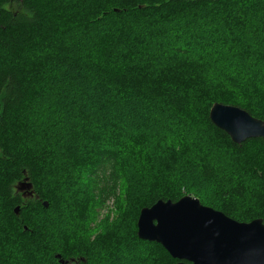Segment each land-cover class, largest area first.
<instances>
[{
	"label": "trees",
	"instance_id": "obj_1",
	"mask_svg": "<svg viewBox=\"0 0 264 264\" xmlns=\"http://www.w3.org/2000/svg\"><path fill=\"white\" fill-rule=\"evenodd\" d=\"M215 102L264 121V0H0V264H176L137 218L186 193L264 222V139Z\"/></svg>",
	"mask_w": 264,
	"mask_h": 264
},
{
	"label": "water",
	"instance_id": "obj_2",
	"mask_svg": "<svg viewBox=\"0 0 264 264\" xmlns=\"http://www.w3.org/2000/svg\"><path fill=\"white\" fill-rule=\"evenodd\" d=\"M209 119L234 143L248 138L264 139V121L240 107L215 102L209 109ZM16 188L26 191L24 195L34 193L28 177L20 180ZM43 204L47 206L48 202L43 201ZM14 213H19V206L14 208ZM137 236L162 245L178 260L176 264H264V222L261 218L237 221L190 195L176 201L160 199L141 208ZM56 257L61 264L70 262L59 254Z\"/></svg>",
	"mask_w": 264,
	"mask_h": 264
},
{
	"label": "rangeland",
	"instance_id": "obj_3",
	"mask_svg": "<svg viewBox=\"0 0 264 264\" xmlns=\"http://www.w3.org/2000/svg\"><path fill=\"white\" fill-rule=\"evenodd\" d=\"M217 160V159H216ZM224 161H226L225 159H224V157H223V159L220 161V163H223ZM237 166L238 165H240V164H236ZM224 171H225V175L227 174V175H234L235 177L237 176L235 173H231L230 171H229V169H228V164L225 166V169H224ZM214 180H212V181H208V182H205V181H203L202 180V182H200V183H198V184H200V186H198L199 188H202L205 192H204V195L206 196L205 198H204V200H206V201H213V202H216V201H219V202H223V201H225L226 199H225V197L223 198V196H222V193H223V191H217L218 190V188H220L219 187V185H220V181H218L217 180V178H213ZM83 191H85L84 189H83ZM184 195H190V196H194L193 194H184ZM184 195H182V196H184ZM181 196V197H182ZM194 197H196V196H194ZM86 200L88 199V196H85L84 197ZM199 199V198H198ZM203 200V201H204ZM200 201V200H199ZM205 201V202H206ZM238 202H242V201H238ZM208 203V202H207ZM250 202H247V201H245V202H242L240 205L236 202V204L238 205V207H239V209H243V208H246V207H248ZM203 204V203H202ZM90 205V204H89ZM89 205H87L86 206V211H88L89 210ZM203 205H205V204H203ZM208 206V205H207ZM251 206H253L254 208H255V205L254 204H252L251 203ZM213 208V207H212ZM125 209H123V211H124ZM84 211H85V209H84ZM119 211V210H118ZM117 211V208L116 207H114V205H112V204H110L109 205V207L108 208H105L104 210L103 209H101V210H99V215H98V217L99 218H101V216H105V215H107L106 217H108V220L110 221V222H112L113 220H115V218L118 216L119 217V215L121 214H119V212ZM122 212V211H121ZM101 215V216H100ZM86 216V215H85ZM122 218H126V220L128 219V215H125L124 217H122ZM95 220V219H94ZM249 221V220H248ZM95 223H94V227L90 230V233H91V237H96L100 232H101V230H102V228L100 227V219H97L96 221H94Z\"/></svg>",
	"mask_w": 264,
	"mask_h": 264
},
{
	"label": "flooded vegetation",
	"instance_id": "obj_4",
	"mask_svg": "<svg viewBox=\"0 0 264 264\" xmlns=\"http://www.w3.org/2000/svg\"><path fill=\"white\" fill-rule=\"evenodd\" d=\"M20 192H22V193L24 192L23 194H25L26 191H20ZM29 197H34V194L32 196H29Z\"/></svg>",
	"mask_w": 264,
	"mask_h": 264
}]
</instances>
